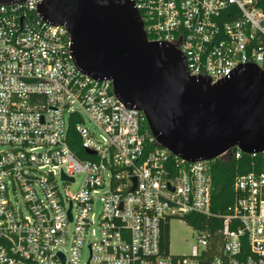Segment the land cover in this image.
Masks as SVG:
<instances>
[{"label":"built area","instance_id":"built-area-1","mask_svg":"<svg viewBox=\"0 0 264 264\" xmlns=\"http://www.w3.org/2000/svg\"><path fill=\"white\" fill-rule=\"evenodd\" d=\"M260 1L135 0L149 38L176 45L212 83L241 63L264 69ZM39 2L0 4V264H264V174L238 176L237 199L214 214V160L163 147L112 80L80 71L70 32ZM192 213L223 227L195 228L193 252L172 254L166 229Z\"/></svg>","mask_w":264,"mask_h":264},{"label":"water","instance_id":"water-1","mask_svg":"<svg viewBox=\"0 0 264 264\" xmlns=\"http://www.w3.org/2000/svg\"><path fill=\"white\" fill-rule=\"evenodd\" d=\"M38 11L48 23L67 27L80 71L112 80L117 97L144 112L158 142L173 154L197 162L232 148L264 152L262 67L241 63L216 83L192 75L182 50L149 38L135 0H43Z\"/></svg>","mask_w":264,"mask_h":264},{"label":"trees","instance_id":"trees-1","mask_svg":"<svg viewBox=\"0 0 264 264\" xmlns=\"http://www.w3.org/2000/svg\"><path fill=\"white\" fill-rule=\"evenodd\" d=\"M258 6L264 9V0H261ZM80 141L75 124H72L69 138L70 146L77 154L84 157ZM252 171L264 174V152L256 155L243 153L240 158L235 156L229 158L221 157L212 162L213 193L211 210L214 214L227 213L228 207L238 197V192L235 189L236 178ZM185 219L194 228H209L213 233L223 227V220L219 217H205L201 214L192 213L187 215ZM167 246L169 247V229H166ZM213 250L215 251V245H213Z\"/></svg>","mask_w":264,"mask_h":264},{"label":"rangeland","instance_id":"rangeland-1","mask_svg":"<svg viewBox=\"0 0 264 264\" xmlns=\"http://www.w3.org/2000/svg\"><path fill=\"white\" fill-rule=\"evenodd\" d=\"M82 178V175L78 176L77 183L72 185L73 190L80 188ZM19 200H21L20 196ZM199 235L200 233L185 218H173L169 230V244L172 254H191L194 248L198 246Z\"/></svg>","mask_w":264,"mask_h":264}]
</instances>
